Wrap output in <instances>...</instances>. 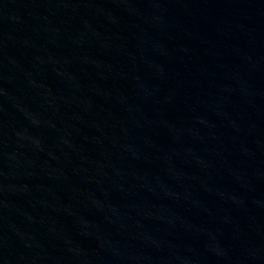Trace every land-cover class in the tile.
<instances>
[{"label": "water", "instance_id": "water-1", "mask_svg": "<svg viewBox=\"0 0 264 264\" xmlns=\"http://www.w3.org/2000/svg\"><path fill=\"white\" fill-rule=\"evenodd\" d=\"M162 111L264 242V0H98Z\"/></svg>", "mask_w": 264, "mask_h": 264}]
</instances>
